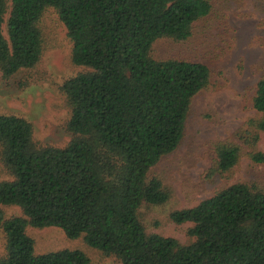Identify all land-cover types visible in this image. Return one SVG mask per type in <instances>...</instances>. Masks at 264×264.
Instances as JSON below:
<instances>
[{"label":"trees","instance_id":"16d2710c","mask_svg":"<svg viewBox=\"0 0 264 264\" xmlns=\"http://www.w3.org/2000/svg\"><path fill=\"white\" fill-rule=\"evenodd\" d=\"M53 8L73 43L72 61L86 72L62 91L71 110L72 140L64 148L39 147L33 125L0 115V156L11 181L0 182V264H91L82 250L38 254L29 228H59L122 264H264V191L237 183L199 205L171 214L193 223V239L148 234L144 203L164 205L162 180L150 177L181 145L194 98L212 87L203 63L156 60L160 39L188 41L207 18L211 0H0V70L9 80L35 69L44 53L40 24ZM8 19L6 20V16ZM6 32V33H5ZM252 118L238 142L215 144L212 174H230L244 156L264 165V76ZM1 207H17L7 218Z\"/></svg>","mask_w":264,"mask_h":264},{"label":"rangeland","instance_id":"374dc122","mask_svg":"<svg viewBox=\"0 0 264 264\" xmlns=\"http://www.w3.org/2000/svg\"><path fill=\"white\" fill-rule=\"evenodd\" d=\"M211 1V14L195 23L188 41L160 39L152 50L156 60L203 63L212 72L211 89L192 101L181 145L150 174L162 180L170 196L168 202L144 203L139 211L148 234L175 238L182 244L193 241L188 232L194 224H175L171 220L173 212L195 207L237 183L255 185L264 191V165L247 156L232 173L212 174L217 158L215 144L238 142L239 132L257 117L253 99L264 76V0ZM40 28L44 39L40 64L9 80L0 70V115H17L29 121L37 146L64 148L73 134L68 130L71 110L62 87L87 69L73 63V43L55 9L44 13ZM258 150L264 153V133ZM11 180L0 156V182ZM1 208L7 218L22 215L17 207ZM28 234L38 254L78 249L90 257L91 264H122L117 257L89 247L83 238L69 239L59 228H29ZM5 253L6 238L1 232L0 258Z\"/></svg>","mask_w":264,"mask_h":264}]
</instances>
